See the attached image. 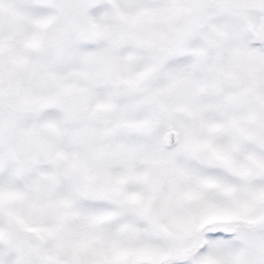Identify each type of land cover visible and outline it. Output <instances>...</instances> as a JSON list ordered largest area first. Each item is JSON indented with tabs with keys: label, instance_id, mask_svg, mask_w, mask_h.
<instances>
[{
	"label": "snow or ice",
	"instance_id": "obj_1",
	"mask_svg": "<svg viewBox=\"0 0 264 264\" xmlns=\"http://www.w3.org/2000/svg\"><path fill=\"white\" fill-rule=\"evenodd\" d=\"M0 264H264V0H0Z\"/></svg>",
	"mask_w": 264,
	"mask_h": 264
}]
</instances>
